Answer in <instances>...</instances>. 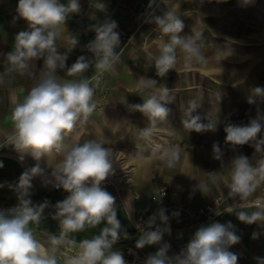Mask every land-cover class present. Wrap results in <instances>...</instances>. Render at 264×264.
Instances as JSON below:
<instances>
[{"label":"crops","instance_id":"crops-1","mask_svg":"<svg viewBox=\"0 0 264 264\" xmlns=\"http://www.w3.org/2000/svg\"><path fill=\"white\" fill-rule=\"evenodd\" d=\"M149 0H78L79 13L69 14L65 23L66 30L78 37V45L68 50L63 38L57 39L59 54H66V68L57 69V80L78 79L66 75L76 59L85 55L89 59L92 54L85 48L95 38L91 26L104 20L115 21L116 31L120 34V45L115 49L120 53L121 60L111 72L105 73L101 83L95 88L94 100L96 109L86 123L77 127L66 137V144H82L86 140H99L114 151V174L109 176L101 187L115 197L117 218L121 223V238L113 245V250L127 241L136 245L145 222L160 208L166 209L169 217L170 232L163 234L158 244L146 245L141 248L148 253H156L164 244L169 245L168 251L180 254L201 226L211 223H231L232 230L240 237L239 243L229 247V251L238 257L237 264H259L264 260V223L246 224L241 222L233 211L239 207V198H230L226 187L230 161L236 155H244L253 165L264 159V151L256 152L251 144L236 146L225 143L224 131L228 124L246 126L250 120L264 116V102L248 103L250 92L255 87H264V73L256 77L250 76L252 61L245 56L238 59V48L245 54L251 49L253 35L248 20L253 16L245 9L252 0H163L153 15H162L167 10H175L184 23L178 35L188 37L197 32L202 33V53L205 63L194 64L186 68L180 57L175 69L160 77L156 74L154 61L150 56L157 54L158 44L167 36L159 31L155 23L148 20L147 26L136 27L135 20L139 16V4ZM69 0H60L65 6ZM103 3L104 9L94 7ZM18 0H0V74L7 64V55L15 50L16 36L21 31H28V22L18 16L16 11ZM237 12H244L238 14ZM251 25V24H250ZM129 36L124 44L122 38ZM249 38V39H248ZM264 68V62L261 63ZM43 59L33 62L32 75L20 76L12 74L6 77V83L0 85V211H7L19 203L14 186L21 174L37 163L41 168L50 171L58 157L42 158L36 161L30 154H21L11 144L8 137L14 131L11 113L15 103L22 102L28 91L39 80L44 71ZM96 73L90 67L85 77L92 78ZM141 77L157 81V87L169 89L170 109L168 120L158 126L152 143L148 144L138 138V130L147 126V118L138 111H131L129 105L143 104L148 92L142 91L137 84ZM151 91H155L152 89ZM190 100H195L199 107L192 113L199 115L201 123H208L209 118L215 120V131L196 132L186 130L183 119ZM264 136V129L258 138ZM218 143L224 153L222 161L213 158L212 147ZM154 144L175 146L180 153V160L174 169L167 168L161 161L153 160L145 164L138 162L140 153L150 155ZM23 155V159H21ZM219 173L220 177L213 181L209 173ZM201 182L211 188L207 195L196 189ZM28 199L38 206L45 201L48 207L44 210L39 225L32 224L34 234L47 241V233L58 234V221L53 219L55 205L69 195L62 188L51 185L44 186L39 177L31 181ZM160 190L165 191L161 203L152 201V196ZM264 202V183L256 190L248 201V210H255L256 200ZM206 206L214 207L220 217L214 221H205L196 212ZM178 213V215H173ZM106 221L95 228L75 233L79 242L85 238L98 235ZM156 226L164 227L159 220ZM155 226L152 230H154ZM127 233L125 239L123 234ZM255 234V238H254Z\"/></svg>","mask_w":264,"mask_h":264},{"label":"clouds","instance_id":"clouds-1","mask_svg":"<svg viewBox=\"0 0 264 264\" xmlns=\"http://www.w3.org/2000/svg\"><path fill=\"white\" fill-rule=\"evenodd\" d=\"M94 7L104 9L105 5L97 3ZM16 11L20 18L28 22L30 30L17 34L15 50L7 55V67L0 74V85H4L6 77L14 73L32 75L36 60L43 59L44 71L23 101L15 103L11 113L14 131L8 139L18 152L30 154L36 161L44 158L48 164L49 159L54 157H58V161L51 167L48 164L50 171L37 163L19 177L14 186L18 205L0 211V264H58V261L61 264H126L123 253L113 250V245L121 238L115 197L101 187L102 182L115 171L113 149L99 140L71 145L65 143L68 134L78 124L86 123L96 109L95 88L91 80H95L98 86L105 73L113 71L121 60L120 53L115 51L120 45V34L116 31L118 24L106 19L91 26L95 38L85 48L92 58L79 56L66 69L67 76L78 79L58 82L57 69L66 68L68 57L59 54L56 42L58 38H63L69 46L68 50L78 45L76 35L68 32L67 36H63L69 14L80 12L78 0H69L66 6L60 0H18ZM151 22L163 36L168 37L166 41L160 40L157 54L149 57L154 61L158 76L163 77L169 70L175 69L180 57L186 68L206 62L201 50L202 33L188 37L178 35L184 23L177 11L167 10L162 15H153ZM90 67L96 69L91 79L85 77ZM137 84L142 91L148 92V98L143 104L128 107L147 118L148 124L138 130V138L151 144L158 126L168 120L170 114L166 106L169 104V89L157 87L156 80L145 77L139 78ZM257 101L264 102V87L251 90L248 103ZM198 107L195 100L189 101L186 118L182 121L184 128L196 132L215 131V120L209 118L208 123H201L199 115H192ZM262 129L264 116L250 120L246 126L228 124L224 129L225 143L233 148L251 144L256 152L264 151V136L258 138ZM150 150V155L138 154V162L148 164L159 160L167 168L174 169L180 160L175 146L154 144ZM212 152L214 159L222 161L224 153L218 143L213 144ZM209 174L213 181L221 178L219 173ZM35 177H39L44 186L62 188L69 193L66 199L54 206L52 218L58 221L59 232L47 233V241L39 239L31 228L32 224L41 223L44 210L49 206L47 201L35 206L27 198ZM226 180L228 196L233 199L238 197L240 201L239 207L233 210L237 218L249 225L264 223V202L257 199L252 211L248 210L249 205L243 203L264 183V159L253 165L244 155L234 156ZM196 189L205 195L211 192V188L201 182ZM165 213L166 209L160 208L148 218L145 230L136 241L137 249L160 243L163 234L170 232L169 217ZM157 220L164 225L163 228L156 226ZM102 221H106V226L98 235L79 242L75 239V233L95 228ZM232 227L230 222L201 226L179 255L169 257V245L164 244L154 255L147 257L145 264H237V255L228 250L240 241ZM123 236L128 238L126 232ZM62 247L73 249L74 254H62ZM259 264H264V260H260Z\"/></svg>","mask_w":264,"mask_h":264},{"label":"rangeland","instance_id":"rangeland-1","mask_svg":"<svg viewBox=\"0 0 264 264\" xmlns=\"http://www.w3.org/2000/svg\"><path fill=\"white\" fill-rule=\"evenodd\" d=\"M248 13H251L253 16L252 20H248V26L252 27L253 35L250 38L252 41L251 49H247V52L239 50L238 48V59L239 57L245 56V60L252 61V68L248 71L250 76L256 77L259 74L264 73V68L261 69V63L264 62V0H252L251 4L245 5ZM238 14L244 12H237ZM249 39V38H248ZM244 55V56H243ZM127 241L122 242V245L114 249V251H120L123 253L126 264H145V261L148 256L154 255L155 253H148L143 249H137L136 246H130L127 244ZM131 248V249H129ZM167 255L169 257H174L178 254H175L172 251H168Z\"/></svg>","mask_w":264,"mask_h":264},{"label":"built area","instance_id":"built-area-1","mask_svg":"<svg viewBox=\"0 0 264 264\" xmlns=\"http://www.w3.org/2000/svg\"><path fill=\"white\" fill-rule=\"evenodd\" d=\"M163 0H149L146 2H142L139 4V16L134 18L136 27H142L148 25V20L151 18V16L155 13V11L161 6ZM151 4V7L149 5ZM130 40L129 36H124L122 38V41L124 44H127ZM165 196V191L160 190L156 194L152 196V201L160 204L161 203V197ZM196 215L202 218L205 221H214L218 217H220V212L217 211L214 207L206 206L196 212ZM131 249V248H129ZM61 253L67 256L73 255L74 250L66 247L61 248ZM63 259V255H62Z\"/></svg>","mask_w":264,"mask_h":264},{"label":"water","instance_id":"water-1","mask_svg":"<svg viewBox=\"0 0 264 264\" xmlns=\"http://www.w3.org/2000/svg\"><path fill=\"white\" fill-rule=\"evenodd\" d=\"M40 239V238H39ZM42 240V239H41ZM58 264H61V262L58 261Z\"/></svg>","mask_w":264,"mask_h":264}]
</instances>
